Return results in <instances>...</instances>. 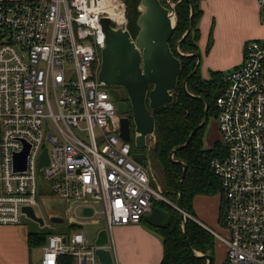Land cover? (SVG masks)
<instances>
[{"label":"built area","instance_id":"1","mask_svg":"<svg viewBox=\"0 0 264 264\" xmlns=\"http://www.w3.org/2000/svg\"><path fill=\"white\" fill-rule=\"evenodd\" d=\"M257 2L264 22V0ZM104 14L101 0H0V225L22 224L23 207L57 195L73 203L71 220L85 218L86 206L94 221L105 218L101 248L117 264L113 225L139 223L154 201L176 205L135 160L115 97L99 80ZM223 79L216 107L225 155L211 162L225 199L223 232L196 221L226 245L223 264H264V36L245 43L243 62ZM44 148L48 163L38 170ZM24 150L25 167L16 170ZM97 248L87 230L52 233L39 264L66 256L102 264Z\"/></svg>","mask_w":264,"mask_h":264},{"label":"trees","instance_id":"2","mask_svg":"<svg viewBox=\"0 0 264 264\" xmlns=\"http://www.w3.org/2000/svg\"><path fill=\"white\" fill-rule=\"evenodd\" d=\"M126 2L127 27L135 36L139 30L137 19L140 14V0ZM175 8L177 21L170 43L175 54L181 58L182 68L174 101L152 110L156 126L155 141L147 149L145 165L151 166L152 157L162 168L164 195L173 203L178 200L180 178L186 166L183 180L184 209L195 217L193 200L197 195L220 193L218 219L221 223L225 213V199L211 162L215 157L224 156L225 148L221 140L206 148L204 133L209 117L217 115L216 100L225 86L224 74L219 70H211L209 78H204L201 74V56L198 54L202 0H175ZM119 23L120 21L114 22L115 25ZM193 130L195 132L191 141L185 145ZM158 203L163 204L164 209L171 215L168 227L155 228L164 244V255L160 264H208L205 255L214 256V235L193 217L183 223L181 212L175 206L164 201H154V205L160 206ZM70 223L66 232L80 228L78 223ZM49 234L52 233L29 230L28 243L43 245ZM197 250L202 251L203 255H196ZM60 261L61 264H73L69 256L62 257Z\"/></svg>","mask_w":264,"mask_h":264},{"label":"water","instance_id":"3","mask_svg":"<svg viewBox=\"0 0 264 264\" xmlns=\"http://www.w3.org/2000/svg\"><path fill=\"white\" fill-rule=\"evenodd\" d=\"M139 10L140 14L137 19L139 30L135 36L124 24L115 25L110 15L101 16L100 21L106 34V45L102 49L99 80L107 86H119L126 89L136 126V148L143 150L148 145V138L155 137L156 126L152 110L164 107L175 99L182 62L170 43L177 21L175 3L172 0H167L166 3L162 0H140ZM198 56L200 57L201 54ZM118 110L120 114H125L128 111V105L125 102H119ZM125 122L126 119L123 118L121 137L126 142H130L129 129ZM194 132L195 130L185 145L191 141ZM25 157L26 150L14 156L13 164L16 170L24 169ZM134 158L143 165L147 159V153H134ZM47 163V151L44 148L39 157L38 170ZM186 170L185 166L180 178L179 197L176 202V209L181 212L183 223L190 217L183 206V180ZM22 211L32 221L40 226L44 225L43 218L36 215L34 208L25 206ZM83 214L91 216L93 209L84 207ZM144 219L155 228H166L171 223L169 211L156 205L152 207L150 213L144 216ZM49 221L52 224H58L64 219L60 216H51ZM108 240V229H100L95 243L101 247L106 245ZM96 253L102 264H114L110 250L97 248ZM196 255L199 254L196 253ZM205 257L208 264L214 263L213 255L207 254Z\"/></svg>","mask_w":264,"mask_h":264},{"label":"crops","instance_id":"4","mask_svg":"<svg viewBox=\"0 0 264 264\" xmlns=\"http://www.w3.org/2000/svg\"><path fill=\"white\" fill-rule=\"evenodd\" d=\"M202 7L203 15L200 22L202 30L199 39L202 49L210 42L208 38L205 39L204 25L211 20L214 27L212 47L211 49L207 47V52L203 55L204 59L207 62L210 53L221 52L226 57L230 56L228 61L225 60L224 65H219L217 62L208 64L209 68L232 70L244 60L245 43L249 39L264 36V22L260 17L258 2L257 0H202ZM202 76L209 78L208 73L202 72ZM193 211L195 215L193 218L206 226H208L207 221L215 220L204 211H198L194 207ZM51 216H60V213H50L49 218ZM94 219L85 216L78 218L79 221L76 222L68 220L78 223L80 228L83 226L82 229H85L87 223L102 224L100 220L96 222ZM102 228H105V224L100 229ZM28 231V225H0V264H39L45 243L29 245ZM112 236L117 264L161 263L164 255L163 239L155 227L145 219L134 224L113 225Z\"/></svg>","mask_w":264,"mask_h":264},{"label":"rangeland","instance_id":"5","mask_svg":"<svg viewBox=\"0 0 264 264\" xmlns=\"http://www.w3.org/2000/svg\"><path fill=\"white\" fill-rule=\"evenodd\" d=\"M164 3L167 2V0H162ZM175 3V0H172ZM118 2L123 3L125 6H127V2L126 0H118ZM202 18V17H201ZM201 22V21H200ZM201 28V25H200ZM202 30V29H201ZM213 31H214V27H213V23L211 22V20L208 21L207 24L204 25V36L205 39L209 42V45H207V47H209V49H211L212 47V37H213ZM205 45V43H204ZM179 47V45L177 46V48ZM207 47L203 46L204 49H202V47L199 45V50H200V54H201V59L203 60L201 62V71L204 74H207L210 76V71L214 70L212 68H209L210 66L208 64H214L217 62V64L219 65H224V61L227 60L228 61V57H226L223 53L221 52H212L210 53V59L209 61H205L204 59V54L205 52H207ZM180 50V49H178ZM226 57V58H224ZM219 71H221L224 75L229 73V69L228 70H224V69H219ZM201 72V74H202ZM111 86H108V89L110 90ZM110 92L113 94V92L110 90ZM114 95V94H113ZM220 141L221 140V135L218 129V123H217V115L215 116H210L205 128V133H204V145L206 148H208V146H212L216 141ZM154 141H155V137H150L148 138V148H151L154 145ZM223 145V144H222ZM150 162H152L151 166H149L148 164V169H149V173L151 176V185L157 189H159L161 192H163L164 194V180H163V171L162 168L159 166L158 163L154 162V160L151 157ZM43 193V192H41ZM220 200H221V194L217 193L215 195H198L194 198L193 200V207L198 210V211H204L209 217H211L213 220L212 222L207 221L206 223L208 224V226H210V228L214 229L217 232H223L222 230V224L219 223V205H220ZM159 204V203H158ZM73 205V203H66L65 201H63L60 197H58L57 195H52V194H41L38 197L37 200V205L34 207V211L36 214H38L39 216H41L44 219V226H40L38 223L32 221L31 219H26L22 222L23 225H28L29 230L34 231V232H51V233H69L66 232L69 228L68 225L71 224L68 220V213L66 211V209ZM162 208H165V206L163 204H159ZM54 212H59L60 216L64 219V221L62 223H58V224H52L49 221V214L50 213H54ZM193 217V216H192ZM90 219V218H89ZM223 219V218H222ZM100 221L102 224H93L91 223H87L84 228L89 232V237H90V241H93L97 234H98V229L101 228V226L103 224H105V218H100ZM84 222V220L82 221ZM75 223V222H72ZM83 228V226H82ZM215 239V245H214V256H215V261L214 264H223L225 257H226V245L221 242L220 240H218L217 238H215V236H213ZM197 254L199 255H203V252L200 250L196 251ZM96 264H100L99 262H96Z\"/></svg>","mask_w":264,"mask_h":264},{"label":"flooded vegetation","instance_id":"6","mask_svg":"<svg viewBox=\"0 0 264 264\" xmlns=\"http://www.w3.org/2000/svg\"><path fill=\"white\" fill-rule=\"evenodd\" d=\"M110 90L113 92L114 97H115V101L118 105L119 102H125L128 105V111L125 114H120L119 117V123H120V128H121V124H122V119L125 118L126 122L125 125L128 127L129 129V137H130V145L134 151V153L137 152H146L148 153V145L145 149L143 150H139L136 148V138H137V132H136V126H135V122H134V115H133V111H132V106H131V102L130 99L128 97L127 91L124 87H119V86H111Z\"/></svg>","mask_w":264,"mask_h":264},{"label":"bare ground","instance_id":"7","mask_svg":"<svg viewBox=\"0 0 264 264\" xmlns=\"http://www.w3.org/2000/svg\"><path fill=\"white\" fill-rule=\"evenodd\" d=\"M101 4H102V7H103V9H104V11L108 14V15H110L113 19H114V22H117V21H120L121 22V20L123 19V17H124V4L123 3H120V2H118V0H101ZM146 162V161H145ZM144 166H146L145 164H143ZM147 168L149 167V166H146ZM168 199V198H167ZM169 200V199H168ZM173 203V202H172ZM175 205H176V203H174ZM154 206V203H153V205H152V207ZM156 206H158V205H156ZM35 207V206H34ZM34 207H32V208H34ZM86 207H89V206H86ZM161 207V206H160ZM176 207V206H175ZM151 210H152V208H151ZM151 212V211H150ZM149 212V213H150ZM82 213H83V210H82ZM148 214V213H147ZM36 215H38V214H36ZM84 215V214H83ZM39 216V215H38ZM85 216V215H84ZM93 215H91L90 217H92ZM27 217V216H26ZM61 217V216H60ZM68 217H69V215H68ZM87 217V216H86ZM192 216L190 215V218H191ZM27 219H28V217H27ZM69 219V218H68ZM142 219H144V217L142 218ZM195 219V218H194ZM44 220V219H43ZM70 221H74V220H71V219H69ZM142 221V220H141ZM140 221V222H141ZM76 222V221H75ZM44 224H45V222H44ZM44 226V225H43ZM105 228L107 229V227H106V225H105ZM80 229H82V228H80ZM79 230V229H78ZM85 230V229H84ZM75 231H77V230H75ZM109 232V231H108ZM55 233H57V232H55ZM89 233V232H88ZM97 237V236H96ZM90 238V237H89ZM216 238V237H215ZM96 239V238H95ZM95 239L92 241V242H94L95 243ZM96 244V243H95ZM97 245V244H96ZM98 246V245H97ZM102 247V246H101ZM100 246H99V248H101ZM116 259V258H115ZM100 260V259H99ZM113 262H114V260H113Z\"/></svg>","mask_w":264,"mask_h":264}]
</instances>
